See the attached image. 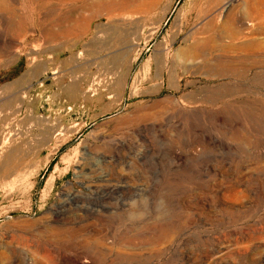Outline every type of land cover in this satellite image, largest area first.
<instances>
[{"label":"rangeland","instance_id":"rangeland-1","mask_svg":"<svg viewBox=\"0 0 264 264\" xmlns=\"http://www.w3.org/2000/svg\"><path fill=\"white\" fill-rule=\"evenodd\" d=\"M227 1L0 0V264H264V0Z\"/></svg>","mask_w":264,"mask_h":264},{"label":"bare ground","instance_id":"bare-ground-1","mask_svg":"<svg viewBox=\"0 0 264 264\" xmlns=\"http://www.w3.org/2000/svg\"><path fill=\"white\" fill-rule=\"evenodd\" d=\"M232 2H233V0H229V1H227V2L225 3V4H226L225 7L228 6V5H230V3H232ZM6 139H7V138H6ZM64 260H65V259H64ZM75 261H76V260H75Z\"/></svg>","mask_w":264,"mask_h":264}]
</instances>
